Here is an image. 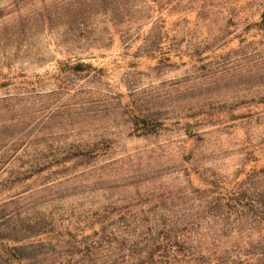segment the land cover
<instances>
[{"label": "rangeland", "instance_id": "1", "mask_svg": "<svg viewBox=\"0 0 264 264\" xmlns=\"http://www.w3.org/2000/svg\"><path fill=\"white\" fill-rule=\"evenodd\" d=\"M0 264H264V0H0Z\"/></svg>", "mask_w": 264, "mask_h": 264}]
</instances>
